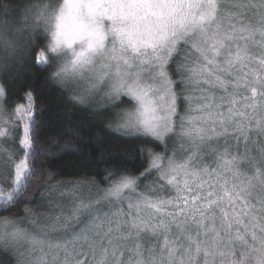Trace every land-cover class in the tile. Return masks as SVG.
Masks as SVG:
<instances>
[{"label": "snow or ice", "instance_id": "snow-or-ice-1", "mask_svg": "<svg viewBox=\"0 0 264 264\" xmlns=\"http://www.w3.org/2000/svg\"><path fill=\"white\" fill-rule=\"evenodd\" d=\"M33 55L119 109L139 167L51 183L56 113L10 103ZM0 77V207L49 193L31 230L0 218V264H264V0H0Z\"/></svg>", "mask_w": 264, "mask_h": 264}, {"label": "trees", "instance_id": "trees-1", "mask_svg": "<svg viewBox=\"0 0 264 264\" xmlns=\"http://www.w3.org/2000/svg\"><path fill=\"white\" fill-rule=\"evenodd\" d=\"M34 65L33 55L31 64L20 69L19 80L13 85L10 94L12 97L10 103L14 106L15 103L23 102L20 97L25 91L32 90L37 107H50L56 113L57 118L53 123H48L49 113L46 112L41 117L45 122L44 139L54 142L58 148V151L47 159L43 153L40 154L42 166L50 169L53 174L51 178L53 185H58V182L85 179L99 182L104 179L105 168L122 171L126 167L132 171L134 165L139 167L143 157L135 150L137 144L121 138V134L112 129V111L83 104L73 91L69 92L66 87L47 80L53 69L45 71ZM0 82H3L2 77ZM140 147L151 145L141 144ZM97 149H107L110 152V156L106 152L105 159L118 158L119 161L128 163L98 164L100 152ZM158 150L162 151L163 147ZM49 160H54L55 163L49 164ZM47 175V172L43 175L37 172L33 176L31 186L15 207H0V218L9 217L21 221L26 216L25 210L47 193L43 187Z\"/></svg>", "mask_w": 264, "mask_h": 264}, {"label": "rangeland", "instance_id": "rangeland-1", "mask_svg": "<svg viewBox=\"0 0 264 264\" xmlns=\"http://www.w3.org/2000/svg\"><path fill=\"white\" fill-rule=\"evenodd\" d=\"M66 89H68L69 92L73 91L77 95L78 100L85 105L97 107L103 110L109 109L106 100L103 99L100 95L89 94V81L86 78L78 80L75 84H71L66 87ZM109 111H112L113 113L112 129L116 133H119L118 131H116V121L118 120L117 113L119 112V109H109ZM60 183L62 182H58V184ZM85 190H87V186L85 187ZM48 195V192L45 193V195L42 196L34 205L28 207V210L31 211L32 215L25 216L23 219H21V227L29 228L31 230L32 228L36 227V225L32 224L33 220L43 223V214L47 211L49 204V201L46 199ZM25 247L26 246L22 244L20 246V250L24 251ZM0 259H14V257H12L11 254H8V256H4L2 250H0Z\"/></svg>", "mask_w": 264, "mask_h": 264}]
</instances>
